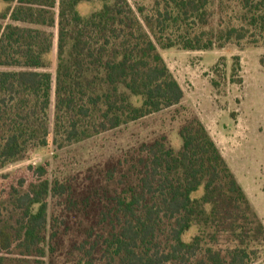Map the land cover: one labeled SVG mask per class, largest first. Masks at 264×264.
Returning <instances> with one entry per match:
<instances>
[{
  "label": "trees",
  "instance_id": "1",
  "mask_svg": "<svg viewBox=\"0 0 264 264\" xmlns=\"http://www.w3.org/2000/svg\"><path fill=\"white\" fill-rule=\"evenodd\" d=\"M0 1V169L180 104L159 50L264 46V0ZM177 134L61 179L28 165L0 193V264H254L264 224L244 190L197 117Z\"/></svg>",
  "mask_w": 264,
  "mask_h": 264
},
{
  "label": "rangeland",
  "instance_id": "2",
  "mask_svg": "<svg viewBox=\"0 0 264 264\" xmlns=\"http://www.w3.org/2000/svg\"><path fill=\"white\" fill-rule=\"evenodd\" d=\"M129 2L134 4L133 0ZM99 5L98 2L80 3L77 10L86 15ZM4 7L0 1V12ZM159 52L183 91L180 104L63 150L55 151L50 143L35 149L26 159L0 169V193L15 186L19 179L32 181L28 165L46 163L49 180L61 179L72 171L100 162L119 148L145 139L151 132H164L177 149L180 146L178 128L183 120L194 116L227 158L237 182L264 224V67L260 62L264 58V46L239 49L227 45L209 51L173 48ZM235 56L239 57L240 70L232 73ZM201 192L199 189L194 196ZM195 231L190 229L184 239L190 240ZM254 264H264V247L259 249Z\"/></svg>",
  "mask_w": 264,
  "mask_h": 264
},
{
  "label": "crops",
  "instance_id": "3",
  "mask_svg": "<svg viewBox=\"0 0 264 264\" xmlns=\"http://www.w3.org/2000/svg\"><path fill=\"white\" fill-rule=\"evenodd\" d=\"M215 142V141H214ZM216 144V143H215ZM217 145V144H216ZM218 147V146H217ZM218 149L220 150V152H221V149L218 147ZM221 154H222V152H221ZM222 156H224V155H222ZM225 158V157H224ZM225 160H226V162H227V158H225ZM227 164H228V162H227ZM228 166H229V164H228ZM230 168V167H229ZM232 171V170H231ZM232 173H233V171H232ZM234 174V173H233ZM234 176H235V178H236V175L234 174ZM245 192V191H244ZM245 194H246V192H245ZM246 196H247V198H249L248 197V195L246 194ZM249 200V199H248Z\"/></svg>",
  "mask_w": 264,
  "mask_h": 264
}]
</instances>
